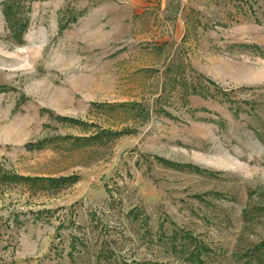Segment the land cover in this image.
Listing matches in <instances>:
<instances>
[{"label":"rangeland","instance_id":"rangeland-1","mask_svg":"<svg viewBox=\"0 0 264 264\" xmlns=\"http://www.w3.org/2000/svg\"><path fill=\"white\" fill-rule=\"evenodd\" d=\"M8 1L0 264H264V0Z\"/></svg>","mask_w":264,"mask_h":264},{"label":"trees","instance_id":"trees-1","mask_svg":"<svg viewBox=\"0 0 264 264\" xmlns=\"http://www.w3.org/2000/svg\"><path fill=\"white\" fill-rule=\"evenodd\" d=\"M4 15L6 18L7 23H9V26L11 28V31L13 32V37L17 40V42H21L23 40V32L25 30V27L27 26L26 22H20L19 20H14L17 13L15 12V0H9L4 5ZM23 178L25 180H32L31 177H19ZM42 178H38L35 180H41ZM71 177H62L58 178V182H66L70 180ZM178 234H175L172 238L173 241L177 238ZM185 238H188L190 240V245H186V247L182 246V249L188 252V259H190L195 264H206L205 261L202 259L201 255L203 252L208 251V247H206L204 244H201L199 242H196L195 245L193 244V240L195 238L191 233L185 234ZM194 245V246H193ZM191 247V248H190ZM258 251L264 252V241L262 244L258 246ZM261 255H259L260 257Z\"/></svg>","mask_w":264,"mask_h":264}]
</instances>
